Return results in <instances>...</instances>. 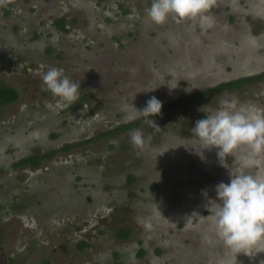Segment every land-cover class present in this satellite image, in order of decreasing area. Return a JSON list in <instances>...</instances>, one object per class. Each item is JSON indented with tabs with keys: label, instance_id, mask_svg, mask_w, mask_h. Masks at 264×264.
Here are the masks:
<instances>
[{
	"label": "rangeland",
	"instance_id": "obj_1",
	"mask_svg": "<svg viewBox=\"0 0 264 264\" xmlns=\"http://www.w3.org/2000/svg\"><path fill=\"white\" fill-rule=\"evenodd\" d=\"M151 3L0 0V86L18 93L0 111V264H264V251L226 247L214 217L216 185L264 178V155L245 167L246 146L219 158L192 131L221 108L264 114V78L118 131L145 116L138 110L152 96L164 108L264 72V0H214L195 18L162 25L149 19ZM49 67L80 83L72 105L59 107L47 89ZM136 129L143 148L131 142ZM50 151L37 168L10 169Z\"/></svg>",
	"mask_w": 264,
	"mask_h": 264
},
{
	"label": "clouds",
	"instance_id": "obj_2",
	"mask_svg": "<svg viewBox=\"0 0 264 264\" xmlns=\"http://www.w3.org/2000/svg\"><path fill=\"white\" fill-rule=\"evenodd\" d=\"M214 0H152L147 9L149 19L164 24L170 17L177 22L195 18L207 12ZM43 81L53 95L60 98L59 107L70 106L78 100L80 83L70 80L62 68L49 67L43 73ZM162 101L152 96L142 110L145 116L161 113ZM150 123L159 128L154 119ZM206 150H217V155L228 156L242 146L248 151L243 156L245 167L256 164V158L264 155V114L248 115L246 109L228 111L221 108L214 115H206L196 121L192 129ZM131 142L143 148L148 140L136 129ZM201 149V150H202ZM203 158V151L197 152ZM219 200L214 212L217 236L235 254L254 256L264 244V178L251 174L231 175L230 182L216 185Z\"/></svg>",
	"mask_w": 264,
	"mask_h": 264
},
{
	"label": "trees",
	"instance_id": "obj_3",
	"mask_svg": "<svg viewBox=\"0 0 264 264\" xmlns=\"http://www.w3.org/2000/svg\"><path fill=\"white\" fill-rule=\"evenodd\" d=\"M57 22H58V25L60 26V28L62 30H64V31L67 30V28L65 27V19L64 18L59 19ZM263 78H264V72H262L258 75L248 76V77L232 80L229 82H224V83L216 85L215 87L208 88L204 91H197V92L191 93L188 96H184V97L180 98L178 101H176L172 104H169L168 106L162 108L161 112L164 111L166 108L173 107V106H176L179 104H184V103L188 102L189 100H193V99L202 97V96H204V95H206L212 91H220V90H224V89H233V88H236V87L243 85L245 83H249V82L254 81V80H260ZM17 98H18V93L14 88L7 87V86H0V111H1V107L4 104H6L8 102L15 101ZM148 117H150V116H144L137 121H134V122H131L127 125L121 126L118 128V131L129 129V128L133 127V125H135L137 122H141ZM110 132H113V131H110ZM104 136H105V134H101L95 138L87 140L86 142L93 141L95 139H99V138H102ZM74 146H75L74 144H66L62 148V150H69ZM54 153H55V151H50V152L43 153V154H36L33 156L25 157V158L19 160L17 163L11 165L10 169L22 167L25 165H31V166L37 168L40 166L41 161L43 159H47V158L52 157ZM130 179H132V178H130ZM119 232H120L119 237L122 239H126L130 234V229L124 228V229H121ZM83 246H84V244H81V247H83ZM44 264H49V262L44 261Z\"/></svg>",
	"mask_w": 264,
	"mask_h": 264
}]
</instances>
